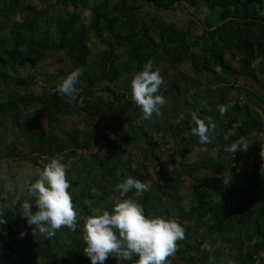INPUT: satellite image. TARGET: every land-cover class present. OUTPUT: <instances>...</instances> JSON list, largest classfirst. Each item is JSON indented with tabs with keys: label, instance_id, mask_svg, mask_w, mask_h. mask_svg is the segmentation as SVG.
<instances>
[{
	"label": "crops",
	"instance_id": "obj_1",
	"mask_svg": "<svg viewBox=\"0 0 264 264\" xmlns=\"http://www.w3.org/2000/svg\"><path fill=\"white\" fill-rule=\"evenodd\" d=\"M220 73H200L208 76L201 79L200 74H195L188 66L186 72L176 74L173 85H167L163 80L156 94L164 96L165 103L159 106V113H153L150 119H144L140 108L132 101L130 83L118 80L122 88L120 97L104 90L103 83L96 87L87 83L88 89L101 87L102 91L115 96L112 98L114 109L104 104L97 106L113 116L112 126L118 131L121 141L125 142L124 147L115 145L117 147L103 148L105 141L101 140L99 150H102L98 157L91 160L67 156L66 152L74 149L72 146L61 152L55 151L52 155H41L48 156L50 160L56 159L58 154L66 155L65 170L69 169L68 182L75 187V197L71 196L70 190L67 191L75 205L78 204L85 211L80 218L82 231L84 218L110 210L117 198L133 199L142 206L145 217L172 218L184 227L185 237L177 241L178 252L184 259L193 257L195 264H264V167L261 165L264 158V79L257 74L252 80L258 84V88L240 89L228 83ZM117 88L113 90L120 92ZM221 105L227 106L223 114L219 112ZM73 113L71 111L64 115ZM250 113L260 117L261 131L251 138L232 140L235 129ZM194 115L206 125H215L209 130L207 143H200L191 131L196 126ZM58 116L52 121L45 116L46 130L43 119L39 115L34 117H38L53 142L69 144L70 135L83 144L89 140L87 137L95 133H79L81 137L64 133L62 139L56 138L53 129L59 121ZM185 125L188 126L186 129H180ZM151 136H158L174 149L170 163L165 169L163 167L167 179L163 195L156 192L144 172V162L153 163L155 160ZM237 140L249 145L248 148L245 151L238 149L234 154L225 151L226 146ZM121 149H129L135 157L127 158ZM128 176L145 182L148 190L136 195L133 189L121 195L115 186ZM216 177L222 180L225 196H219L205 186V181ZM196 191L208 193V207L203 208L199 204L194 195ZM4 206L10 207L8 199L4 200L0 194V208L6 221L1 231L9 222H14L21 226V230L29 226L31 232H38L35 225L27 224L26 218L18 214L8 219L10 213L6 214ZM20 218L24 219L22 224ZM31 232H25L21 241L10 239L17 247L30 250L36 246L32 238L36 234ZM69 245L72 246L70 253L79 255H70L67 263L76 264L84 254V241ZM74 248L77 250L73 251ZM166 259L170 264H175L169 257ZM130 262L124 261L123 264ZM104 264H117V261L109 256Z\"/></svg>",
	"mask_w": 264,
	"mask_h": 264
},
{
	"label": "trees",
	"instance_id": "obj_2",
	"mask_svg": "<svg viewBox=\"0 0 264 264\" xmlns=\"http://www.w3.org/2000/svg\"><path fill=\"white\" fill-rule=\"evenodd\" d=\"M89 1L92 0H64V9L71 10L57 13L51 5L55 11L52 15L47 8L31 5L30 0H0V80L15 79L7 72H16L24 66L35 67L51 52H63L70 58L72 66L80 69L86 83L91 87L103 83V88L114 95L116 92L110 84L125 74L141 71L149 60L153 70L158 68L164 73H167V68L182 64H188L195 74H217L215 68H218L220 74L231 81L239 77H257L256 62L264 69V0H105L91 7L88 6ZM144 5L156 10H171L175 6H180L183 11L204 8L203 21L193 19L201 27V33L196 35L188 29L142 21L139 11ZM85 9L89 10L86 22L82 19ZM17 14L21 15V21L14 20ZM91 34L100 35L106 47L97 59H91L92 50L88 45ZM117 48L123 49L124 59L114 65L112 61L116 58ZM15 82L24 84L19 78ZM8 94L6 101L0 102V145L4 120L9 117L12 129H17L18 134L28 140L32 157L52 155L70 146L79 149L89 145L98 135L96 120L106 118L100 106L87 101L78 104L79 95L72 100L58 96L55 90H43L40 95ZM8 101L13 108L10 111L6 107L9 106ZM38 104L43 105L50 121L59 114L78 112L96 123L97 129L83 144L70 135L69 144L53 142L38 117L31 119L28 115H21L20 109L23 111ZM187 127L181 126L180 129ZM261 129L260 117L250 113L235 129L231 139L251 138ZM6 148L5 154L0 153V160L14 156L15 144L10 143ZM205 186L211 192L225 196L220 177L208 179ZM164 187L158 186L155 190L163 195ZM194 195L203 208L208 207V193L196 191ZM33 210L36 211L35 208ZM0 215H3L1 208ZM3 225L5 223L0 225V232ZM136 259L134 255L129 264ZM78 260L76 264H90L84 254ZM183 260L187 264H195L196 259Z\"/></svg>",
	"mask_w": 264,
	"mask_h": 264
},
{
	"label": "rangeland",
	"instance_id": "obj_3",
	"mask_svg": "<svg viewBox=\"0 0 264 264\" xmlns=\"http://www.w3.org/2000/svg\"><path fill=\"white\" fill-rule=\"evenodd\" d=\"M64 0H30V4L35 6L36 8H47L49 13L53 15L55 11L57 13L70 11L71 8L64 9L63 5ZM67 1V0H66ZM105 0H92L89 1L88 6L91 7L95 3H99ZM112 2H115L116 0H110ZM54 6L53 8L50 6ZM83 21H87L89 19V10L85 9L83 10ZM206 14V10L204 8H201L199 10H196L194 8H187L185 11L180 6H175L171 10H156L154 8H151L149 6L143 7L141 11H139V16L142 18V21H146L150 23L151 25H157V24H163V25H170L173 26L176 29H182V30H190V32L199 35L201 33V27L196 23V20L203 21L204 16ZM21 15L17 14L14 17V20L21 21ZM196 19V20H193ZM194 21V22H193ZM56 38V35H54ZM88 45L90 46L92 50V56L91 59H97L101 52L106 48L104 44L102 43L101 36L100 35H90L88 39ZM124 59V53L122 48L116 49V58L112 61V64L117 65ZM165 62H163V65ZM257 66L256 71L259 77L261 79H264V69L259 64ZM188 64H182L175 68H167V73H164L162 71L160 72V75L162 76L163 80H165V83L167 85H173L174 84V78L177 73H181L182 71L186 72ZM75 70V68L72 66L70 58L65 55L63 52L61 53H48L44 56L42 61L37 64L35 67L30 66H24L22 68L16 69V72H7V74L11 75L12 77L23 79L24 84L20 85L15 82V79L12 80H0V102L6 101L8 93H31L34 95H40L43 93V90H49L53 91L56 89V85L62 82V79L66 77L71 71ZM215 71H220L218 68H215ZM206 74H200L201 79H206L203 76ZM134 77V74H125L120 81H123L125 84H129L131 79ZM252 79L254 78H242L239 77L236 79V81L227 80L228 83H232L239 87L240 89H249V88H258V84L254 82ZM116 82L113 84H110L111 87L116 88L119 87L120 92L117 91L115 95L119 96L122 94L121 92V82ZM79 92L77 95H79L80 99L78 104H82L83 102L87 101L90 103H94L96 105H109L110 108L114 109V104L112 101V97L110 94H108L105 91L101 90L100 88L97 89H88L87 83L85 79L83 78L82 74H80L78 81L75 85ZM262 89V88H261ZM105 90V89H104ZM263 90V89H262ZM8 92V93H7ZM120 93V94H119ZM116 96V97H117ZM120 97V96H119ZM241 99V98H239ZM241 102V100H239ZM9 106H6L8 108V111L12 110V104L8 101ZM104 104V105H103ZM106 107V106H105ZM71 109V108H70ZM21 115H28L31 119H33L36 115H39L41 119H43V128L46 130L48 129L47 123H46V113L43 108V105H37L30 109H24ZM58 116V115H57ZM109 124L111 125L113 131L118 135L119 134L115 131L114 127L112 126L113 122V116L111 117V113L108 112L106 114V118ZM58 122L55 125L53 129L54 136L56 138L62 139L64 137V133H71L74 135L82 136L79 133H92L95 131L96 123L94 124L92 120H89L83 113L75 112L73 114L69 115H63L58 116ZM1 136H2V143L0 145L1 154H5L7 151V146L10 143L15 144V154L13 157H8L5 159L0 160V194L1 197L5 200L8 199V205L11 207V210L9 211V208H6L4 206L6 214L10 215L8 216V219L10 217H13L15 215H20V204L22 202L28 201L32 204V211L35 207L36 211V205H35V197L31 196L27 188L31 182H34L35 179L38 178V170L42 169V167L50 161V158L48 156H36L32 157L29 154V142L25 137L18 134L17 129H12V126L9 121V117L4 120V125L1 130ZM120 139V138H119ZM151 140L154 143V152H155V160L153 163L151 162H144V172H146V167L156 165H161L164 167V169L167 167V165L170 163L173 155H174V149L171 147L169 143L163 142L158 136H151ZM105 141L103 148H110V147H124L125 142L121 141L120 139V145L115 146V144H112L111 142L107 141L106 139H103ZM120 147L118 149H120ZM167 147L168 149H166ZM165 148V149H164ZM162 149L164 151H162ZM95 155H87L83 154L78 151V149H73L67 151L66 155L72 156L74 159H88L91 160L98 157L100 151ZM122 150V149H121ZM127 158L135 157L132 156L130 153V150H122ZM64 154V153H63ZM166 154V158L163 160L161 157L159 158V155ZM66 155L63 156L62 154H58L56 159H59L65 166L66 161L68 160L66 158ZM38 157V158H37ZM53 159V158H52ZM69 164V163H68ZM67 171V172H66ZM68 173L69 169L65 170L66 179L68 180ZM161 181H163V185H166L167 179L165 178L163 171L161 173ZM152 186L153 184L150 183ZM70 185V183H69ZM73 185H70L67 190L71 191V196L73 198L75 197V187H71ZM154 187V186H153ZM72 198V204L73 207L77 213V224L78 229L71 230L67 228L66 226H62L60 229H57L55 231V234L51 237H46L42 234H39L38 232L32 231L31 228L25 227L24 230H21V226L19 224L15 225L14 222H9L6 225L7 227L4 228L3 233L0 237V264H6V261L8 260L7 264H27L28 262L32 264H68L67 262L70 260L71 256H77L79 254H72L70 253V246L69 243H75V244H81L83 231L81 230V216L85 214V211L80 208L78 204L75 205L74 199ZM94 210V208H93ZM22 217V216H21ZM23 218V217H22ZM20 218V223L22 224V219ZM1 231V232H2ZM75 231V232H74ZM21 232L25 233L28 232L36 233V236H33V240L36 243V246H33L30 248V250H24L23 247H17L16 243L13 240L21 241L20 238L24 237L21 236ZM38 233V234H37ZM12 237L13 240L10 238ZM41 241V245L37 244ZM68 243V244H67ZM42 247V249H40ZM29 248V247H28ZM77 249L74 248L73 251H76ZM177 255H181L178 252V249L176 250ZM72 258V257H71ZM10 260H15L13 262H10Z\"/></svg>",
	"mask_w": 264,
	"mask_h": 264
},
{
	"label": "clouds",
	"instance_id": "obj_4",
	"mask_svg": "<svg viewBox=\"0 0 264 264\" xmlns=\"http://www.w3.org/2000/svg\"><path fill=\"white\" fill-rule=\"evenodd\" d=\"M80 76V69L71 71L62 82L56 85V94L75 100L79 89L75 86ZM164 83L159 69L153 70L152 61L143 65L130 81L131 99L140 108L143 118L150 119L153 113H159V106L165 103L162 95L156 94ZM226 105L219 106L223 114ZM196 126L191 129L200 143H207L208 133L214 124L206 125L203 120L193 116ZM243 138H241L242 140ZM237 140L226 146L225 151L235 153L245 151L249 145ZM65 165L59 159H51L38 170V178L27 188L35 197L37 211H32L28 201L20 204V215L27 224L36 226L39 234L51 237L57 229L66 226L71 230L78 227L77 213L73 207L67 189ZM135 190L136 195L148 190V185L139 179L128 176L115 186L121 195ZM6 223L0 215V225ZM185 229L175 219L160 216L145 217L142 206L133 199L117 198L110 210L84 218L82 239L84 255L90 264H104L112 256L117 264L137 259L133 264H170L166 258L177 249V241L184 237ZM25 233L21 232V236ZM36 234V233H35Z\"/></svg>",
	"mask_w": 264,
	"mask_h": 264
},
{
	"label": "built area",
	"instance_id": "obj_5",
	"mask_svg": "<svg viewBox=\"0 0 264 264\" xmlns=\"http://www.w3.org/2000/svg\"><path fill=\"white\" fill-rule=\"evenodd\" d=\"M97 127H98V135L96 140L92 141L89 145L87 146H82L81 148L78 149L79 152L87 155H95L100 146L101 140L106 139L107 141L111 142L112 144L115 145H120V139L118 135L113 131L111 128L109 122L107 119H97ZM168 149L167 147H165ZM164 148V149H165ZM162 151H164L162 149ZM159 158L161 157L163 160L166 158V154L159 155ZM261 165L264 167V158L261 160ZM163 171V166L158 165H152V166H147L146 167V175L147 179L150 183L153 184L154 188H157L158 186L163 185V181H161V173ZM177 243V242H176ZM177 250V249H176ZM169 258L175 263V264H187L183 258L180 255H177L176 251L169 256ZM228 264H233L232 262H229Z\"/></svg>",
	"mask_w": 264,
	"mask_h": 264
}]
</instances>
